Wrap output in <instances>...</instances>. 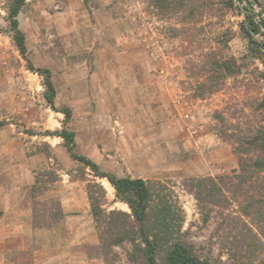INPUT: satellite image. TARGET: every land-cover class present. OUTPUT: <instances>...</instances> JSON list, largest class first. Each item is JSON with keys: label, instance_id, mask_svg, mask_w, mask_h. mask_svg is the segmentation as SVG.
I'll list each match as a JSON object with an SVG mask.
<instances>
[{"label": "rangeland", "instance_id": "374dc122", "mask_svg": "<svg viewBox=\"0 0 264 264\" xmlns=\"http://www.w3.org/2000/svg\"><path fill=\"white\" fill-rule=\"evenodd\" d=\"M251 1L26 0L20 26L32 61L52 69L58 89L53 109L43 76L28 68L14 42L11 0H0V156L14 157L22 179L32 182V226L34 207L50 208L52 199L65 213L48 228H34L63 222L46 239V252L38 250L42 240L35 235L27 249L7 252L8 263L140 264L129 257L130 243L100 240L88 184L96 183L93 194L104 210L130 208L54 134L64 127L58 109L70 106L67 126L82 134L81 149H88L87 131L96 130L103 170L173 186L187 237L201 257L264 264V214L255 213L251 197L227 191L228 202L215 206L205 222L184 184L238 172L240 159L253 153L245 139L264 126V47L252 50L243 28L246 11L264 17L258 15L264 0ZM255 37L258 45L264 42V26ZM217 61L229 62L230 70L210 72ZM46 171L59 178H44L35 204V176ZM234 221L239 241L232 248L222 226Z\"/></svg>", "mask_w": 264, "mask_h": 264}, {"label": "trees", "instance_id": "16d2710c", "mask_svg": "<svg viewBox=\"0 0 264 264\" xmlns=\"http://www.w3.org/2000/svg\"><path fill=\"white\" fill-rule=\"evenodd\" d=\"M247 4H253L251 0ZM26 0H11L9 7V22L14 42L26 60L30 70L39 73L44 78V96L48 104L57 109V88L53 79V72L48 67L36 66L29 56L26 34L20 26L19 14ZM264 15V7L259 14ZM244 30L250 39L252 50H260L255 37L264 26V17L257 18L250 10L245 12ZM231 68L227 61H217L210 72H225ZM228 70V71H229ZM64 113V127L54 132L64 139V145L69 155L76 161L90 168L96 178H107L114 187L119 200L126 202L130 211L112 209L104 210L99 198L94 197L93 187L96 183L88 184L91 199V213L96 221L99 237L102 244L130 243L132 249L129 257L140 264H216L209 258L201 257L195 246L189 241L187 231L184 229L185 212L179 203L173 186L160 179H145L142 177L119 176L113 172L105 171L100 164L89 156L77 151L76 131L67 125L73 117L70 106L58 109ZM253 153H247L239 162V171L229 178L228 176L192 177L185 181V186L194 194L205 222L211 218L215 206L223 207L228 202L227 191L234 196L248 194L258 215L264 214V126L258 128L253 135L244 141ZM243 152V151H242ZM46 177L49 183L58 180L56 171H46L35 176L32 186V196L35 204L37 189ZM53 206L39 211L34 207L33 227L48 228L65 215L59 199H52ZM1 214V213H0ZM235 222V221H234ZM229 226H222V234L231 247L238 243L239 226L237 222ZM238 231V232H237ZM249 238L256 236L249 227Z\"/></svg>", "mask_w": 264, "mask_h": 264}, {"label": "crops", "instance_id": "0c3cea01", "mask_svg": "<svg viewBox=\"0 0 264 264\" xmlns=\"http://www.w3.org/2000/svg\"><path fill=\"white\" fill-rule=\"evenodd\" d=\"M81 138L82 134L76 130L77 151L98 162L94 148L99 145L100 139L96 130L87 131L88 149H81ZM19 164L14 157L0 156V264H10L6 260L7 252L13 249H27L33 244L35 235H39L42 240L38 250L46 252V239L51 234L58 233V228L63 225L61 221L50 230L34 229L29 187L32 182L22 179L18 173Z\"/></svg>", "mask_w": 264, "mask_h": 264}]
</instances>
